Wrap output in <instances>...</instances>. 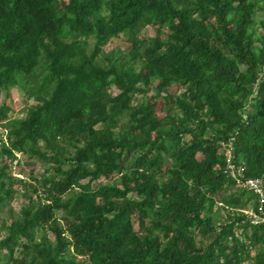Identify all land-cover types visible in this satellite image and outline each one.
Wrapping results in <instances>:
<instances>
[{"label": "trees", "instance_id": "1", "mask_svg": "<svg viewBox=\"0 0 264 264\" xmlns=\"http://www.w3.org/2000/svg\"><path fill=\"white\" fill-rule=\"evenodd\" d=\"M0 97V264H264V0H0Z\"/></svg>", "mask_w": 264, "mask_h": 264}, {"label": "rangeland", "instance_id": "2", "mask_svg": "<svg viewBox=\"0 0 264 264\" xmlns=\"http://www.w3.org/2000/svg\"><path fill=\"white\" fill-rule=\"evenodd\" d=\"M145 36L153 37L155 35L154 29H149L144 32ZM127 45L117 39H111L103 49L104 55H106L111 50H117L118 48L124 50ZM177 90L176 86L171 87L170 92L175 93ZM3 100V97H0V101ZM7 104L10 107L12 113L10 116L12 118H22L24 116V104L25 96L19 88L10 90V97L7 100ZM107 137L110 139L115 138V134L108 133ZM17 163H13L12 175L18 177L19 179H30L31 175L33 177H40L44 172V165L37 161V159H28L27 156L17 155ZM10 162V161H8ZM23 205V199L20 194H15L13 199L8 202V204L0 211V238L5 234V231L2 229L3 223H9L11 218L18 216L19 210ZM70 214V213H69ZM59 216V215H58ZM260 246H256L253 251V255L259 253Z\"/></svg>", "mask_w": 264, "mask_h": 264}, {"label": "built area", "instance_id": "3", "mask_svg": "<svg viewBox=\"0 0 264 264\" xmlns=\"http://www.w3.org/2000/svg\"><path fill=\"white\" fill-rule=\"evenodd\" d=\"M227 173L235 179L240 181L241 187L253 192L256 195L257 208L256 210L245 211L244 214L248 218L251 224L258 225L264 223V184L260 179H247L240 180L242 178V173L244 171L243 166H236L232 161V151L231 148L226 149Z\"/></svg>", "mask_w": 264, "mask_h": 264}]
</instances>
